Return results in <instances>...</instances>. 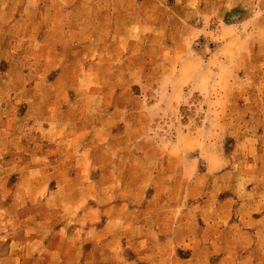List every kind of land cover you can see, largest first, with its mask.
<instances>
[{
	"label": "rangeland",
	"instance_id": "rangeland-1",
	"mask_svg": "<svg viewBox=\"0 0 264 264\" xmlns=\"http://www.w3.org/2000/svg\"><path fill=\"white\" fill-rule=\"evenodd\" d=\"M98 190L179 237L86 241ZM88 259L264 264V0H0V264Z\"/></svg>",
	"mask_w": 264,
	"mask_h": 264
},
{
	"label": "crops",
	"instance_id": "crops-1",
	"mask_svg": "<svg viewBox=\"0 0 264 264\" xmlns=\"http://www.w3.org/2000/svg\"><path fill=\"white\" fill-rule=\"evenodd\" d=\"M131 188L134 189L133 187ZM88 197L94 199L96 205L103 206L99 208L100 214L109 213L108 211L112 207L119 210L116 214H108V220L105 218L102 221L100 214L98 217H84V226H86L83 229L85 240L91 241L97 247L105 245L104 242L108 238V235L112 237V234H109L108 230L112 229L113 225L115 226L113 228L116 230V234L113 236L115 237V245H118V249L121 251H124L125 247H130L132 251L136 252V247L140 244V240L144 241L143 238H148L149 244L145 243L143 245L147 246L151 252H167L171 244L175 242V237H179V234L164 230L159 220L152 221L150 226L145 227L146 221L143 218L150 212L153 204L156 202L158 205L160 204L159 200L147 199L140 207H135L132 205L134 202L127 199L107 201L101 190L93 192ZM136 204L139 203L136 202ZM90 262L88 259L84 263L90 264Z\"/></svg>",
	"mask_w": 264,
	"mask_h": 264
}]
</instances>
